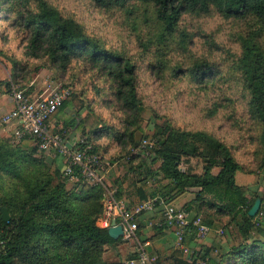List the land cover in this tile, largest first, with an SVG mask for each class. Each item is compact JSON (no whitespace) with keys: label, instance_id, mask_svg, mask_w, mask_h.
Returning <instances> with one entry per match:
<instances>
[{"label":"trees","instance_id":"trees-1","mask_svg":"<svg viewBox=\"0 0 264 264\" xmlns=\"http://www.w3.org/2000/svg\"><path fill=\"white\" fill-rule=\"evenodd\" d=\"M40 2L42 6L45 5L44 0ZM157 2L160 5L162 23L160 34L155 40L141 41L137 46L149 51L155 50L156 64L149 65V70L156 79L161 80V74L156 67L160 63L161 49L175 43L171 38L178 30L175 28L176 10L170 0ZM213 2L229 17L248 20L251 24L246 36L240 39L245 52L235 66V71L239 75L219 76L207 85L208 90L201 89L205 96H209V100L212 99L210 94L219 93L221 96L216 97L218 101H210L211 106L205 108L203 112L208 117L214 116L218 111L228 113L233 104L224 105L220 101H229L227 94L233 92L234 82L236 90L241 95V102L251 105L252 118L264 120V0H213ZM186 3L194 11L207 12L209 0H186ZM179 11H183V8ZM36 23L47 25V28L53 30L54 35L61 38L62 58L54 68L61 75L69 69V56L78 58L79 54L88 50V56L93 61L88 66L100 69L99 78L106 75L108 79L113 80L110 84L113 100L122 101L128 114L124 138L121 135L116 139H123L124 147L132 145L138 148L133 143L131 133L139 128L141 122L142 103L137 86L138 66H134L130 58L122 59L117 56L109 60L105 68V60L109 54L104 53L102 45L94 40L84 41V35L78 31L75 24L62 21L61 17L46 7L36 18ZM180 36V42L188 45L187 35L180 33ZM85 59L87 60V57ZM52 60H56L55 54ZM199 67L197 65V68ZM182 72L183 70H178L177 74ZM216 74L214 69L202 72L197 83L213 79ZM25 94L29 95L30 91ZM249 95L251 100L248 99ZM71 97L72 94L54 115L67 107ZM234 115L233 112L232 116ZM103 130V134L108 131L106 128ZM154 131L152 137H146L150 140L148 142H153V146L143 148L152 153V157L143 156L140 164L135 167L139 168L138 170L132 167L136 160L134 153L126 154L131 173L139 178L142 175L145 179L150 177L156 183L165 182L147 192L141 186L144 182L137 179L139 185L133 186L140 200L145 201L149 197L159 196L169 204L194 189L193 199L183 206L185 212L192 214L193 217L202 214L204 216L202 222L209 227L214 225V220L220 222L226 219V228L235 225L240 237L239 242L230 241L226 246L220 247L219 253L215 247L211 251L199 250L197 256L191 255L180 261V264H197L198 261L206 259L208 264L211 263L210 258L213 254L218 258L217 263L212 261L215 264H264V195L251 194L248 197L243 189L236 185L235 176L241 171V167L231 149L213 135L204 132L181 131L169 126L161 128L160 125H154ZM91 133L94 135L95 131ZM89 151L95 154L96 148ZM254 153L260 166L264 167V151L256 148ZM186 157L201 160L203 164L201 174L181 168L182 160ZM215 168L218 171L212 174V169ZM56 176L57 181L53 182L48 174L34 175L25 181L24 192L17 193L15 197L9 199L0 197V215L1 209H6L10 215L8 223L0 219V264H115L105 262L103 256L106 248H116L123 241L121 238L112 239L108 235V229L97 226V220L103 213L104 192L101 186L83 180L80 175L72 182L62 178L63 168ZM66 183L73 185L67 188ZM115 196L120 199L124 194L117 189ZM256 200H260L259 210L254 217H250L248 212ZM165 227L167 226L163 224L161 218L155 228L161 230ZM140 230L138 225L137 234ZM190 237H185V243L189 247ZM133 259H136V255L130 256L128 261Z\"/></svg>","mask_w":264,"mask_h":264},{"label":"clouds","instance_id":"clouds-1","mask_svg":"<svg viewBox=\"0 0 264 264\" xmlns=\"http://www.w3.org/2000/svg\"><path fill=\"white\" fill-rule=\"evenodd\" d=\"M170 3L176 10L175 28L178 31L171 38L175 43L161 49L160 63L156 65L161 74L159 88L152 83L151 72H148V88L143 102L152 110H157L159 104V110L175 127L186 128L185 120L178 113L177 98L186 95L189 99H196L203 94L201 89L208 90L207 85L217 77L239 75L235 66L245 49L238 37L246 34L248 24L229 17L213 0H209L207 12L190 9L186 0H170ZM44 7L62 21L75 24L84 35V41L94 40L102 45L104 53L109 54L105 68L108 61L117 56L130 58L134 66L142 63L145 70L157 60L155 50L137 47L141 41L155 40L160 34L162 23L157 0H69L64 3L45 0L44 6L40 0H0V14H6V18H0V33L7 37L0 41V59L11 65V73H0V81L4 82L0 84V117L3 118L0 122V197L4 199L24 192L25 181L34 175L51 172L57 157L68 162L62 178L75 179L73 169L88 159L89 150L96 148L100 152H111L124 148L123 139H116L121 135L124 138L128 119L122 101L102 104V110L94 113L106 119L107 134L99 138L92 134L82 136L81 144L72 147L67 134L60 133L58 127L54 129L48 122L51 108L37 104L30 94L25 95L32 85L37 84L32 78V69L40 64L42 72H50L62 58L61 38L47 25L36 23ZM180 8L183 11H179ZM180 33L189 37L188 45L180 42ZM204 37L212 39L217 45L216 50L205 45ZM53 54L55 61L52 60ZM92 63L88 50L78 58L68 57L69 69L74 76L82 78L81 87L94 83L97 89H106L113 80L106 75L97 79L99 68L91 67L82 75L81 70ZM209 69L216 70L215 77L197 83L200 74ZM178 70H183L182 74H177ZM100 99L103 100V95ZM248 99L251 100L250 95ZM235 112L241 119L235 135L254 137L256 148L264 151V120L252 118L248 103L238 104ZM117 208L123 213L119 204Z\"/></svg>","mask_w":264,"mask_h":264},{"label":"rangeland","instance_id":"rangeland-1","mask_svg":"<svg viewBox=\"0 0 264 264\" xmlns=\"http://www.w3.org/2000/svg\"><path fill=\"white\" fill-rule=\"evenodd\" d=\"M45 1V0H44ZM61 3L69 2V0H60ZM0 18H6V14H0ZM250 26V22L245 20ZM248 32V30H247ZM244 34L241 37H245ZM188 37V36H187ZM241 37H238L241 39ZM26 38V37H25ZM7 37L0 33V41L6 40ZM189 39V37H188ZM205 45L210 50H216L217 45L212 41L209 37H204ZM228 43H232V41H228ZM138 47V46H137ZM223 51V49H221ZM138 66V78H137V86H138V93L141 98V107H140V117L141 122L139 128L134 129L131 133L133 143L138 146V148L133 147L132 145H127L122 150L115 149L111 152L105 150L104 152H100L96 149L95 154L98 155L101 161V176L105 180V185L108 190L113 191L116 193L115 187L127 186L126 189V198L128 200H132L135 198V185H139L137 181H143L142 187H146V191H152L154 185L158 186L160 184H165V182H155L149 178H144L142 175L140 178L134 175V173L130 172V165L127 162L126 154L128 152L134 153L136 156L135 162L132 164V167H137L142 161L143 156L152 157V153L146 151L142 148L146 143H148V139L146 137H152L155 134L154 125H160L161 128L165 126L172 127L173 129H178L181 131H191V132H204L210 135H213L220 141H222L227 147H229L234 154V157L237 163L241 167V171L238 172L235 176V182L238 187L243 189L244 193L249 197L252 195H264V167L260 166V162L255 158L256 153L254 146V137L248 136L245 137H237L235 135V130L240 127L241 119L239 115L235 112V107L240 104L243 105L240 99L241 95L239 94L238 90L233 82V92L227 94L228 100L230 101H220L222 104L232 105L233 108L229 110L228 113L224 114V112H217L214 116L208 117L204 114L203 110L211 106L210 101L217 100V98H221L220 94H210L211 100H209V96H205L202 94L201 96H197L196 99H189L186 95H181L177 98V109L178 113L183 117L186 122L185 127H175L167 115L160 111V105H157V110H152L147 108L145 103L143 102L145 99V90L148 88L147 79L148 72L150 71L149 68L147 70L144 69L143 64H137ZM90 67L86 66L81 70L82 75L87 74ZM9 72L11 73V65L6 63L4 59H0V73ZM225 77H229V75H224ZM71 77V79H70ZM32 78L37 81V84L32 85L31 88L28 90L30 91V95L34 98H43L47 96L53 89L57 87H69L72 91V97L67 105L66 113L64 115L63 112L57 113V119L59 121H63L61 128L59 129L60 133H66L68 136L69 141L71 143H75L74 141L81 140V137H87L89 134H92V131H95L93 135L94 138H99L101 135H104L103 129L106 128L107 122L106 119H102L97 115H94L95 112L102 110V104L107 105L114 102L110 85L106 89H97L94 83H87L85 86L81 87L83 83L82 78L79 76H74L70 69L64 74L61 75L56 69H53L50 72H42L40 64H37L32 69ZM99 79V75L96 77ZM152 83L157 85V88L160 87V80L156 79L153 74L151 73ZM0 84H4L3 81H0ZM74 89V91H73ZM89 89L92 91L90 92ZM94 93V96H93ZM103 95V100H101V96ZM217 97V98H216ZM148 100L151 97H147ZM220 110V109H219ZM233 112L235 113L234 117ZM54 119V118H53ZM52 119V120H53ZM56 120V119H55ZM57 121V120H56ZM0 122H2V117H0ZM55 129V128H54ZM95 129V130H94ZM187 129V130H186ZM250 131V130H249ZM107 134V133H106ZM132 146V147H131ZM181 168L186 169L189 172L201 174L202 173V162L199 158H189L186 157L182 160ZM63 164L62 160L57 157L55 161V167L49 173H47L52 179L53 182L57 181L58 176L57 174L62 172ZM139 169V168H138ZM135 168V170H138ZM153 169V168H152ZM218 171L217 168L212 169V174H216ZM143 172V171H142ZM110 178L112 182L115 183L116 186H107L106 180ZM113 183V184H114ZM137 183V184H136ZM73 184L66 183L67 188H71ZM102 188V187H101ZM103 192L104 189L102 188ZM194 190V189H193ZM127 203L128 201L124 198ZM193 196L187 197V200H192ZM173 206V205H172ZM178 208V207H177ZM180 209V208H179ZM193 216H189L191 218ZM198 217L204 219L202 214H199ZM226 219H222V221L217 222L214 220V225H211L212 232L211 234L201 242L198 249L200 251H206L213 247L217 248L218 253L220 250L219 243L228 244L230 241L233 243H237L240 241V237L238 235V231L235 225H231L226 228ZM222 230V238L216 236V230ZM138 241L140 243V238L138 236ZM203 243V244H202ZM127 244V247L125 245ZM130 242H122L120 247L122 249L128 248ZM132 253L123 252L121 255L118 264H126L128 262L129 257L136 255L139 246L135 243L131 244ZM207 247V248H206ZM148 252L149 249L147 248ZM126 251V250H125ZM106 253V252H105ZM211 252L209 253V255ZM151 255V254H150ZM152 257V255H151ZM114 254L112 252H107L106 255L104 254L103 259L105 262L114 263ZM155 258V257H154ZM153 259V258H152ZM211 263L208 264H215L218 261L217 256L214 254L211 256ZM214 261V262H212ZM154 264H156L153 261Z\"/></svg>","mask_w":264,"mask_h":264},{"label":"built area","instance_id":"built-area-1","mask_svg":"<svg viewBox=\"0 0 264 264\" xmlns=\"http://www.w3.org/2000/svg\"><path fill=\"white\" fill-rule=\"evenodd\" d=\"M72 94L69 87H57L53 89L47 96L43 98H34L33 100L37 104L42 103L49 108H51V113L48 116V122L51 120L52 116L58 111V109L66 102ZM26 95V94H25ZM54 102V103H50ZM3 119V118H2ZM81 140L75 143H71L72 147L80 145ZM153 142H148L142 148H151ZM63 173L67 167L68 162L62 161ZM92 184L100 185L104 189L103 194V213L101 217L97 220V226L102 229H109L112 222H115V227L120 226L122 229L121 239L124 242L135 243L139 246L136 253V259L128 261L126 264H154L153 259L148 252V243H142L138 239V222L137 217L142 213L152 212L156 209L162 211L163 224L172 229L175 236V248L179 250L185 256H197L199 249L196 247H189L185 243V237H193L192 242L198 244L205 240L212 232V229L202 222L201 217H191L189 218L186 213L181 209H178L171 204H166L162 198L159 196L149 197L145 201L141 202L135 208H130L127 203L122 198H117L111 190L106 188L104 179L101 176V161L98 155L88 151V159L82 164L75 166L72 175L75 179L67 178L69 181L77 180V176ZM117 204L123 208V213L119 212ZM126 214V215H125ZM222 230H216V236H221ZM206 260L198 261L197 264H206Z\"/></svg>","mask_w":264,"mask_h":264},{"label":"crops","instance_id":"crops-1","mask_svg":"<svg viewBox=\"0 0 264 264\" xmlns=\"http://www.w3.org/2000/svg\"><path fill=\"white\" fill-rule=\"evenodd\" d=\"M66 109H67V107L64 108L63 110H61L60 112H63L65 115ZM56 115H54V117H52V119L53 118L54 119L53 120L51 119L49 121V123H50L51 127H53V128H57V127L61 128L63 121L62 122L59 121L60 119H57ZM69 142H71V141H69ZM74 142H78V141H74ZM104 182H105V180H104ZM113 183L114 182H112V180L110 178H107V180H106L107 186H112V185H114ZM154 187H157V186L154 185ZM115 189H118L119 191H121L122 194H126V192H127L126 191V189H127L126 185L125 186L120 185V187L116 186ZM143 190L146 191V187H144ZM193 191H195V190H191L188 193L182 194L181 196L177 197L176 199H174L169 204L173 205L176 208L178 207V209L180 208L182 211L185 212V209L183 206L187 202H189V200L186 201V199H187V197L193 196V193H192ZM134 193H135V198L132 200H128L126 198L127 196H125V195L122 196L124 199H126L128 201L127 206L130 207L131 209L135 208L137 205H139L141 202H143V200H140V196L136 192V190ZM186 215L193 216L190 213H186ZM161 218H162V211L159 209H156L152 212L140 214L137 217L138 225L141 228L140 232L138 233V236H139L142 243H148L149 253L152 255V258L156 264L157 263L158 264H180V261L185 260L186 258H188V256H185L181 252L176 250L175 245H174L175 244V236H174L172 229H170L169 227H165L164 229H161V230L155 228V227H157L158 222H159V220H161ZM188 242L191 244L190 247H196V248H198V246H200V244H201V242L198 244H194L192 242L191 237L188 239ZM221 244H220L221 246L227 245L225 243H221ZM128 246L129 247L126 249H124V248L127 247V244L125 245V247L123 249L120 246L113 248V249L106 248V253L112 252L114 254V257H115L114 263L118 264L120 258L122 257L121 254L123 252H126L127 254L128 253L130 254L133 252V251H131L132 248L130 247L132 245L129 244ZM106 253H105V255H106ZM109 263H112V262L109 261Z\"/></svg>","mask_w":264,"mask_h":264},{"label":"water","instance_id":"water-1","mask_svg":"<svg viewBox=\"0 0 264 264\" xmlns=\"http://www.w3.org/2000/svg\"><path fill=\"white\" fill-rule=\"evenodd\" d=\"M260 207V200H256L252 206V208L249 210L248 215L250 217H254L256 215V213L258 212ZM0 219L2 222L4 223H8L10 221V215L9 212L6 209H1V215H0ZM115 222L113 221L111 224V227L108 229V235L116 240L118 238L121 237L122 235V229L120 226H114Z\"/></svg>","mask_w":264,"mask_h":264}]
</instances>
